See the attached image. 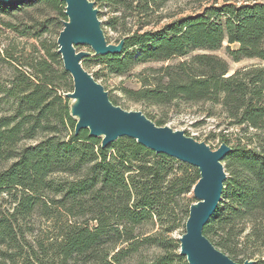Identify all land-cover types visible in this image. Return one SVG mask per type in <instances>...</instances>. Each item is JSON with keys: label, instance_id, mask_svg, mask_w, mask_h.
Returning <instances> with one entry per match:
<instances>
[{"label": "trees", "instance_id": "obj_1", "mask_svg": "<svg viewBox=\"0 0 264 264\" xmlns=\"http://www.w3.org/2000/svg\"><path fill=\"white\" fill-rule=\"evenodd\" d=\"M98 1L119 13L105 26H120L123 47L83 67L99 66L92 75L104 81L160 63L138 75L140 88L124 90L128 100L161 112L206 106L207 118L221 119L226 132L204 142L231 151L204 235L236 263L264 264V66L230 74L210 53L227 42L232 61L264 62V2L225 1L177 17L162 13L173 0ZM64 10L59 0L0 3V16L17 15L6 26L39 46L21 58L0 50L9 72L0 76V264H188L175 234L185 232L199 172L127 137L102 148L87 130L75 134L65 98L73 84L56 44Z\"/></svg>", "mask_w": 264, "mask_h": 264}, {"label": "water", "instance_id": "obj_2", "mask_svg": "<svg viewBox=\"0 0 264 264\" xmlns=\"http://www.w3.org/2000/svg\"><path fill=\"white\" fill-rule=\"evenodd\" d=\"M28 0H0L16 5ZM65 4L67 18L56 44L64 70L70 75L73 90L66 93L74 132L87 130L89 137L101 140L105 148L117 139L127 137L139 145L196 168L199 179L191 190L195 200L189 207L185 232L178 236L179 255L188 264H239L216 249L204 235V229L222 200L226 180L223 160L231 148L222 143L213 149L203 141L186 136L184 131L157 126L141 111H129L114 105L109 93L82 65L90 56L120 54L123 41L109 43L102 29L99 11L91 0H59ZM86 46L90 51L77 50ZM241 264H255L248 259Z\"/></svg>", "mask_w": 264, "mask_h": 264}, {"label": "rangeland", "instance_id": "obj_3", "mask_svg": "<svg viewBox=\"0 0 264 264\" xmlns=\"http://www.w3.org/2000/svg\"><path fill=\"white\" fill-rule=\"evenodd\" d=\"M95 3V7L99 10L101 16L99 19L102 23V29L106 36V39L109 43L117 44L118 39L120 38V26H117L116 30H113L107 26L105 23L115 15H119V13H113L112 10L107 7L105 4L98 0H91ZM234 3V4H242L244 2H264V0H173L162 13H171L179 16H184L188 14H192L194 12L200 11L202 8L209 5H220L224 2ZM21 16H18V18ZM13 23L17 25V15L10 17L6 15L0 16V50H9L11 51L15 57H29L30 55L34 56L36 53L34 52L33 46L39 48L38 42L31 37H21L16 32L10 30L6 24ZM45 37V36H44ZM227 42H224L222 47L219 50L210 52L213 55H216L222 59H224L230 69V74L234 71L250 67V66H264V62L258 59H243L239 62H234L227 55L226 47ZM234 48V45L230 46ZM80 49L82 51H90V49L86 46H78L77 50ZM40 53L42 51L40 50ZM160 63H146L142 65L136 66L130 73L124 76L119 77H108L104 81L100 79L98 82H102L106 87L108 93L117 100L118 106L125 110L129 111H141L143 113H150L155 117L160 115H165L167 122L165 126H169L174 130L186 131L190 134L191 137H196L199 141H203L205 137L212 133L215 135L220 134V132H226L224 130V125H222V121L219 117L207 118L205 116L204 110L206 106L200 107H180L173 111H163L157 110L155 108H148L143 104L135 103L127 99L125 96L124 90H137L140 88L141 84L138 79L139 74H143L145 70L150 68H158L160 67ZM99 66L91 64L88 69H86L91 74L97 71ZM8 70L3 68L0 70V76L3 78L8 77ZM27 144L30 143L26 142ZM211 143H208V145ZM214 149L218 146V140H215L214 143L211 144ZM192 197V194H190ZM193 198V197H192ZM178 237V234H175Z\"/></svg>", "mask_w": 264, "mask_h": 264}]
</instances>
